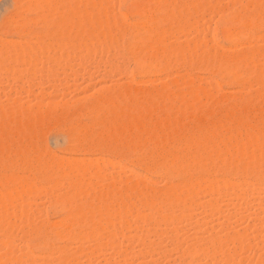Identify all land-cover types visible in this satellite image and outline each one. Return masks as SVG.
<instances>
[{
    "label": "bare ground",
    "instance_id": "1",
    "mask_svg": "<svg viewBox=\"0 0 264 264\" xmlns=\"http://www.w3.org/2000/svg\"><path fill=\"white\" fill-rule=\"evenodd\" d=\"M28 1L29 10L32 9L37 12V15H39L38 18H35L36 20L30 19V21L18 18L20 21H14V24L11 23L13 25L11 26L12 30H10L17 35L25 33L24 35L26 38L29 37L30 40L27 39L29 42L26 43L23 39V43L20 41L22 44H15L16 41L13 39L9 40L11 42L13 41V43H7V40H5L6 38L2 40L0 37V39L4 41L3 43H0V73L6 72L8 74H14L16 71L13 70L15 69L13 66L15 64H20L25 67H22L24 70L23 73H25V71L27 72L25 75L35 78L34 75H38V69L41 68L40 72L42 69L44 70V68L49 69L48 66L44 68L41 66L38 67L44 60H47L46 62L50 61V64L49 62L47 63L50 66L55 64L56 67H60L59 71L60 69H72L70 64H74L71 62H75V60L80 64L84 57L91 58V56L96 57L97 54H101V56L105 55L103 57L106 58V55H113L114 52L122 49L119 48V44L121 41L123 42V40H128L126 39V37H128L131 40H128L130 41L129 44L136 43L133 44L134 47H131L132 44L129 45L130 48H132L131 50L134 48L136 49L135 46L139 47V49L135 50L136 52L133 51L132 54L131 52L129 53L133 56L136 65L134 69L127 72L130 79L134 74L144 76L186 66L189 70H195L197 68L209 70L208 72L211 71L213 74L215 73L218 77V81L215 85L217 89L220 88L219 86H221V84L243 86V84L251 80L257 82L259 86L263 85L262 87H264V35L261 36L263 32L260 36L258 35L259 33L257 34L258 37L263 40V44H259L260 46L256 44L257 48H255V43H252L257 31L256 28H258V31L260 28V30H262V28L264 30V24L262 23V20H264V0H248V3L246 2L248 5L245 6V4L244 7H248L250 13L248 15L246 14L247 16L245 18L239 17L240 19H238L237 23L241 27V30L235 29L227 22H223V25L221 26L220 33L222 34V37L225 38V41L227 40V42L232 45L238 44V47H240L239 51L248 54H243L239 57H236L235 53L233 54V52H230L231 48L228 52L226 50L227 48L224 49L223 47V49L228 52L226 55L222 52H216L218 49L217 47L221 46H218L216 43L218 36V31L216 29L210 31L208 27L205 28V25H202L203 23L197 25H195V23L194 27L190 25L193 22V19H196L194 17L199 11L211 9L209 6L213 5L212 2L215 3L217 8L221 5L220 0H188V3L183 0L185 1V4L180 2V0L179 2L182 4H179L176 0H154L157 4L153 3L152 0H133L130 8L131 14L139 19H148V21L147 24L142 27H133V24L130 26L128 24L129 28L126 27V24L124 26V23H127V18L119 12V9H115V2H112L114 6L109 5L108 0H56L54 2L52 0L51 2H46L47 0H37L34 1V3L30 2L32 0ZM145 2L153 3L154 6L156 4V10L152 11L151 9V11H148L147 8H144L146 5ZM224 6L226 7L227 5ZM224 6L220 7L224 8ZM60 8H62L61 11H59ZM21 9L22 8L19 10ZM110 10L113 11L112 15L109 13ZM112 11L110 12L112 13ZM218 11L220 12L222 10ZM154 13L157 15L159 13L160 18H158L159 15H156L153 18ZM191 19L192 21L190 22ZM30 22L37 23L39 26L41 25L40 27H44L42 28L43 33H41V30L38 31L39 33L35 31L30 32L28 30L31 25ZM30 28H32V25ZM190 32L193 33L192 35L194 38H192L194 39V42H191L192 45L190 44L188 47L180 48L179 45V47H177V45L175 46L173 43H170L172 40L169 42V39L173 37L172 35H175L174 38H176V35L183 36ZM224 38L222 39L224 40ZM259 38L257 39L260 41ZM206 39L211 40L210 42L215 44V50L213 49L215 52L210 51L214 47L208 50L210 47L209 45H207V49H203V47L205 48L206 46H203L205 41L207 44ZM18 41L19 40H17V42ZM250 41L251 43H249ZM223 49L220 48L222 51ZM59 53H64L66 57L59 58L58 56L64 57L63 54L58 55ZM216 53L219 54L216 55ZM98 55L97 57L100 58ZM119 55H121V53ZM95 57L92 58L94 59ZM215 57H217V59ZM108 58L109 57H107V60L109 61L110 58ZM214 59H216V63L220 62L215 65L213 61ZM51 61L55 63L52 64ZM115 61L118 60L115 58ZM105 62H107L106 59ZM113 62L111 61L110 63L113 64ZM43 63H41V65ZM108 63L109 62H107V64ZM116 65L117 62L115 66ZM50 68L52 69L53 66ZM20 69L19 71L18 69H15L19 72V75L22 70ZM18 72H16V76L18 75ZM20 78V76L16 77V79ZM133 79L135 78H132V81ZM5 81L1 80V82L7 84ZM138 82L140 83V81ZM138 82L135 84L139 85ZM194 82L195 81H190L187 83L189 90L186 95L179 93L177 90L176 87L178 86V82L164 85V87L161 86L160 89L158 88L154 91L144 90L132 93L99 91L97 93L98 97L96 96L97 98H94L97 100L96 102L94 101L95 104L93 103V106H90V109L87 108L88 111H86L87 109L85 110L86 117L90 118V120L92 119V122H90V120L88 121V125H86L87 123L81 125L82 122L80 121L81 124L78 122L84 114L82 111L78 110L73 112H68L69 110H67L64 114L58 117H50L48 115H36V110L42 109V105L39 102L35 103L30 108H17L14 104L8 105L7 107L0 105V168L5 167V169H16L15 174L12 173L13 169H9V174L13 175L8 177H4L6 171L2 173V169H0V173L4 174H0V221L5 224L4 226L2 222H0V224L4 226L2 227L0 225L2 227L0 228V235H5L6 238L9 236V238L12 239L10 240L7 238V241L4 239L6 242L3 240V242L0 241V248H4L5 250L3 254L0 255V264H49L47 260L52 257L50 254L54 251L59 254L57 257L60 259H57L58 264H75L74 257L77 255L78 251L75 252L74 250H79L80 248H72L73 250L70 249L71 251H69L70 246L68 247V243H75L80 247L86 245L89 241H93V239L96 240L97 238H101L102 241V238H104L106 244H104V242L103 245L102 243L96 244L94 247L96 251L100 250V247H106L107 249L110 248V250L115 251L116 247L121 246L118 243L119 241L117 242V237L121 235L120 237H124L122 240H126L125 238L129 236L128 233H130L129 231H131V229H135L136 231H134L138 234L135 236H129L128 240H134V242L144 245L146 248L144 253L138 252L136 254L141 256L142 259V255H151L156 252L155 248L157 246H155V243L157 241L152 243L148 241L149 239L147 240L150 236H147L151 234L152 236L156 235L155 237H157L161 233L162 236H165L168 228L166 227L167 229L163 231L160 227L161 224H164L163 226H172V229L169 228L168 231H171V233L172 231L176 232L177 228L173 227L175 226V223L177 221L180 223L184 219H190V216L193 215L192 213L195 212V204L197 205L200 203L198 205L203 206V208L198 205L196 207L197 209L198 207L204 209L202 210L203 213L198 210V212H200L199 215H205V217L203 216L204 220H206L205 218H210V216H212L211 223L213 222L214 217L217 218L222 213L224 215V209L222 208V210L220 208L219 203L223 204V202H229L233 199H235V201L236 199L237 201H241L239 205H234V203L232 204L230 202L233 207H237V210L240 209L238 212L241 214L243 213L242 210H244V207L250 208V210L252 209V213H255L253 212V209L257 210V212L259 210L264 211L263 205L260 208L259 206L261 205L256 204L255 206L249 202L250 200H255V198H257L256 194L258 192L259 194L264 193V107L261 104L262 108L258 106L259 101H257V104L255 102L253 105L256 104L257 107H260L262 110H259V108H256L257 110H255L248 98L245 100L242 98V101L240 100L241 103L238 102L239 100L235 102V104H241L242 106L238 108L236 107L235 109L237 110L232 107L231 109L232 111L234 110V112H230L221 108L224 101L222 97L217 98L210 103L205 102L206 104L201 107H196L194 106V103L201 97V95L203 96L205 94V91H203V88L200 89V85ZM131 83L135 86L133 82ZM187 121H196L197 123H192H194L193 126L197 127L198 125V127L195 129V127L193 128V126H190L193 130H190L189 128L187 129L185 127L187 126ZM58 122L63 123L71 131L74 130L79 132L77 134H81L82 136V139H79L81 142L78 143V139L76 138L77 135H74L76 140L72 142L74 145L70 144L71 151L75 152L81 148L84 150H89L91 148L96 150L102 149V151L103 149H109L108 151L111 150L113 153L116 152L119 154L117 155L118 158H121V161L125 163L130 164L136 162L135 164L142 166L147 173L149 172L153 176L166 177L165 180L168 181L167 184L165 183L166 186L164 185L165 187H162V190L157 189L158 191L154 190L155 188H148V186H142L141 188V185L139 186L138 183L140 181L139 178L142 179L145 177L139 175L136 176L135 173V175H133L135 177L131 176V179L133 178L131 182L126 183L125 186L123 185L124 187H119L115 184L118 183L120 176L119 178L118 176L116 178L115 176L110 177V175H106L108 173L104 172L105 170H100V168L105 169L108 166H112L113 168L115 167L117 171H123L125 167L118 163L115 164L117 161L112 163L108 160H105V162H102L101 160V162L99 161L100 163L95 164L93 161V166L88 169L81 164L83 163L80 162L82 160L67 159L68 156L65 160L61 158L63 156L59 157L54 154H48L46 148H44L40 142V145H37L38 143L35 144V142L39 141V134L44 127L49 124L51 125L52 123L56 125ZM44 131L45 130L42 132ZM24 141L28 142L25 144ZM76 141L78 144H76ZM144 145H147V148L151 145L153 151H150L151 148H149V151L152 153L148 151V156L145 157V154L144 157L140 158L147 149ZM140 147H142L141 149H143L144 152L141 149L136 150ZM135 150L136 153L134 152ZM5 151H10V153L8 152L7 154ZM138 151L143 152H141L142 155H138V159L137 156H135L136 159L131 156L133 153L138 154ZM13 152L18 158L12 154ZM3 153L7 154L8 158L14 155V158L11 157L12 159H5L4 156L2 157ZM29 153L33 154L32 156L35 155L37 159L39 158L40 162L38 161L39 163H37V165L32 164V162H34L33 160L32 162L29 160ZM145 153H147V151ZM9 154L12 155L9 156ZM15 159H19L18 161L20 163H17ZM17 166L19 168H17ZM26 173H30V176ZM132 173L129 174L131 175ZM201 175L204 177H201ZM215 176H220V179L215 178ZM59 178L68 180V187H71V191L74 190V193L71 195L67 194L68 199L65 198L66 201L59 202L57 198L55 199L57 202H54L55 206L53 208L58 214L61 213L63 215V218L62 215L61 217H58L60 221L58 220L57 223H52L53 225L50 226V224L48 225L45 223V220H47L45 219L44 224L39 227L35 226L36 224H33L34 226L30 225V222L28 223L29 225L27 224V231L21 228L23 225H17V227H20L17 228L13 222L8 221L9 219L6 217L8 213L6 212V214L4 212L7 211V209L14 210L17 205L15 203L16 200L25 196L36 195L42 191V187L40 186V183L42 182L47 183L48 186L55 187ZM241 178L245 179L244 185L252 186V189H242L240 187L241 183H239ZM105 179H108L110 182L108 181V184L106 182L107 185H103L105 186L104 189L101 188L102 190L100 191V188H95V184L98 183V181L101 180L102 182V180L104 181ZM3 180H7V182L11 181V184L8 182L10 187H8V185L4 187L1 184ZM144 180L145 179L142 181ZM7 182H5V184ZM12 182L13 186H11ZM53 184L55 186H53ZM97 190H99L101 194L97 193ZM87 192L88 196H85L87 195ZM95 192L98 196L96 194V196H93V193ZM52 193H54V191ZM89 193L92 196H90ZM200 195L208 196V198L211 199L205 203V205L203 201V204L201 205V202L199 201L200 197L198 198ZM133 196L137 197H135L136 200L134 201L138 202L136 204L138 206H135V202L134 204L131 202L133 199L130 198ZM196 198H198L197 203H195ZM260 198L263 197L261 196ZM51 204H53V201ZM115 204H117V207H115ZM259 204L262 203L259 201ZM145 209L149 212L147 210L148 213L145 212ZM176 209L179 210L174 215L173 212H175ZM179 211H183L185 214L179 213L181 216L179 214L176 216ZM25 212L27 211H24V214ZM238 212L235 213L234 210L233 214L236 216L231 215L230 212L228 214L234 218L239 216L238 220H242L243 223L245 215H238ZM225 213H227V211ZM30 214L27 216L28 219L30 218ZM227 216L225 218H227ZM11 218L13 217L11 216ZM234 218L233 220L237 222L238 220ZM255 218L257 217L252 218L254 223ZM260 219L263 220V216ZM260 219L257 218L256 220H259L260 222ZM207 220L209 222V219ZM225 220V225L227 223L229 227L230 222H227V219ZM135 221H139V224L142 222L145 226L138 227L139 225L136 224L138 225L136 227L134 226L136 223ZM21 222H23V220H21ZM119 222L120 225H123L120 226L121 229L124 227L123 229L128 231V233L122 230L123 234L121 233L119 235V229H115V224L118 226ZM194 222H196V227H202L204 225L201 223V220L200 222H197V219H194ZM232 222L233 221H231V223ZM150 224H156L155 226L158 228H155L153 225L149 227ZM190 224L188 226H190ZM201 224L202 226H200ZM212 224L213 225L211 226L217 225L215 223ZM147 225L148 227H146ZM220 225L223 226L224 224L221 223ZM258 225L257 223H252L248 228L249 232L251 233L252 230H255L256 232L258 229L257 227H260ZM227 229L226 232L228 231ZM244 230L246 232L247 228ZM258 230L260 231V228ZM206 231L202 232L206 233ZM212 231L214 230L211 228L209 232ZM224 231L222 230V232ZM20 232L23 235L26 234L27 237L25 238L26 240H24V238L22 239L24 241L22 247L24 250L26 249L24 254L25 257L23 258L14 256L12 252L18 245L15 244L18 240L16 241L14 238L18 237L16 234H19ZM175 232L174 234L172 233V236L167 232V235H169L168 238L171 236L170 238L172 239L169 240L172 241L171 243L173 246L176 250L182 249L180 250V252L182 251V254L180 255H182L185 260L189 259L190 264H195L193 259L196 261L199 260V258L204 259L205 261L209 260V262H212L211 264H215L217 261L219 262V260L226 264V261H228L232 253L234 255H238L240 252L244 253L245 251V253H247L251 250L253 244L256 243L257 240V238L255 239V237L248 235L249 232L244 233L243 230L240 233H234L232 231H230L232 233L225 232L226 235L223 237H212L209 233L211 236L210 239H208V243L206 242L208 245L205 243L206 246L205 244H203V246L200 244L202 239L189 236L191 237L189 240L191 241L190 243L188 241L189 237L187 236L186 241L190 244H187V247L186 244H184V247H186L184 248L181 243V238L179 240V237H177L176 234L177 232ZM251 234L254 235L255 233ZM23 235H21V237H23ZM56 240L60 242L67 241L68 243L66 242V245L68 249L62 244V247H60ZM53 241L56 242L57 246ZM225 244L228 246L231 244L232 252L228 251V249L226 250L231 253H225L223 251V246ZM122 247L125 249L124 246ZM255 247L258 246L254 244V248ZM94 248L92 250H95ZM34 250H38L39 253V250H41L42 258L38 257L40 256L39 254H37L38 256H36V254L34 255ZM96 251L93 252L96 253ZM91 252H89V254H91ZM177 252L179 253V251ZM95 253L92 254L95 255ZM92 254L90 256H93ZM126 255H128V253H126ZM126 255L123 254L125 259H127L126 257H129ZM249 255H252V253ZM63 256L68 258V260ZM95 256L97 257L99 255ZM112 256L113 252L111 257ZM87 257L88 256H86V258ZM246 257L251 263L252 256ZM39 258H41L40 261ZM124 258L120 260L124 261ZM42 259L44 260L42 261ZM179 259L180 258H178V260ZM184 259H182V262L185 264L186 261ZM116 260L113 261L116 262ZM120 260L118 259L117 263H121ZM207 262L208 261L204 264ZM218 262L216 264H218ZM220 262L219 264L222 263ZM124 263H126V261H124ZM179 264H181V262Z\"/></svg>",
    "mask_w": 264,
    "mask_h": 264
},
{
    "label": "rangeland",
    "instance_id": "2",
    "mask_svg": "<svg viewBox=\"0 0 264 264\" xmlns=\"http://www.w3.org/2000/svg\"><path fill=\"white\" fill-rule=\"evenodd\" d=\"M24 1H26V0H0V37H1V39L3 40V39H5V40H7V43L8 42H10V43H13V41L11 42V41H9V40H15L16 41V43H15V41H14V43L15 44H22L23 42V39H24V42H29V41H27V39H29L30 40V38L28 37V38H26V36L24 35V34H15L13 31H11L12 30V28H11V26L14 24L13 22L14 21H20V19H25L26 21L27 20H29L30 21V19L31 20H34L35 18L37 19L38 18V16L39 15H37V12H35L34 10H32V9H30L29 10V1L27 0L26 2H24ZM34 1H37V0H32V1H30V2H32V3H34ZM40 1H42V0H40ZM46 1V0H45ZM45 1H43V2H45ZM51 2V0H47L46 2ZM53 2L54 1H56V0H52ZM150 1V0H149ZM153 1V3H156V2H154V0H152ZM151 1V2H152ZM156 1V0H155ZM185 1H187V3L190 1H188V0H185ZM185 1H183V0H180V2H182L183 4H185L184 2ZM221 1V7H223L224 5H227L226 7H228V8H226L225 6H224V8H221L220 6H218L217 8H216V6H215V3H213L212 2V4H210V5H212V6H209V7H211V9H207V10H202V11H199L196 15H195V17L194 18H196V19H193V22L190 24V25H192L193 27H194V24L195 25H197V24H201V23H203L202 25H205V28H207L208 27V29L210 30V31H212L213 29H216L217 31H218V36H217V45L218 46H220V47H217L218 49H217V51L216 52H222L224 55H226V53L228 54V52L230 51V52H233V54L235 53V55H236V57L238 56H242L243 54H247V53H245V52H241V51H239L240 50V47H238L239 45L238 44H234V45H232L231 43H228L227 42V40L225 41V38L224 37H222V34L220 33V29H221V26L223 25V22H227V23H230L231 24V26L232 27H234L235 29H237V30H241V27L238 25V23H237V21H238V19H240L239 17H242V18H245L250 12V10L248 9V7H244V5L246 4V2L248 1V0H220ZM220 1H218V2H220ZM251 1V0H250ZM45 2V3H46ZM70 2V1H69ZM68 2V3H69ZM108 2H109V5H113V3L112 2H115L114 3V5L116 6V8L115 9H119V12L122 14V15H124L126 18H127V20H126V22L127 23H124V26H125V24H126V27H128V24H129V26L131 25V24H133L132 26L134 27H136V26H138V27H142V26H144V25H146L147 24V21H148V19L147 20H145V18H137L136 16H133L132 14H131V11H130V8H131V6H132V3H133V0H108ZM176 2H179V0H176ZM179 2V4H182V3H180ZM112 3V4H111ZM146 3V2H145ZM153 3H150V2H147L146 3V5L144 6V8H147V10L148 11H151V9H152V11H154V10H156V4H155V6H154V4ZM248 3V2H247ZM41 4H42V2H41ZM44 4V3H43ZM28 5V6H27ZM113 5V6H114ZM223 5V6H222ZM248 4H246L245 6H247ZM24 7V9H23V7ZM215 6V7H214ZM27 7V8H26ZM155 7V8H154ZM213 7V8H212ZM20 8H22L21 10H19ZM150 8V9H149ZM154 8V9H153ZM246 8V9H245ZM15 9H16V11H15ZM27 9V10H26ZM61 9L62 8H60V10L59 11H61ZM243 9V10H242ZM244 9H245V11H244ZM146 10V11H147ZM218 10H222V11H218ZM249 10V11H248ZM31 11V12H30ZM110 11H112V10H110ZM109 11V13L112 15L113 14V11H112V13ZM224 11H226V12H224ZM248 11V12H247ZM115 12V11H114ZM34 13H36V14H34ZM224 13V14H223ZM18 14V15H17ZM57 14H58V12H57ZM223 14V15H222ZM247 14V15H246ZM157 14L156 13H154V16H153V18L156 16ZM159 15V16H158ZM158 18H160V14L158 13ZM201 15V16H200ZM244 15V16H243ZM17 16V17H16ZM20 16V17H19ZM27 16H29V17H27ZM236 16V17H235ZM11 19H10V18ZM31 17V18H30ZM228 17V18H227ZM17 18V19H16ZM18 18H20V19H18ZM157 18V17H156ZM156 18H155V20H156ZM198 18H199V20H198ZM201 18H202V20H201ZM205 18V19H204ZM8 19V20H7ZM14 19V20H13ZM35 19V20H36ZM24 20V21H25ZM192 21V19L190 20V22ZM233 21H235V22H233ZM22 22V21H21ZM11 23H13V24H11ZM23 23V22H22ZM262 23L264 24V20H262ZM4 24V25H3ZM21 24V23H20ZM28 24V23H27ZM30 24L32 25V28H30V26H29V31L30 32H38V31H40L41 30V33H43L42 31H43V29L42 28H44V27H40L37 23L35 24V23H31L30 22ZM33 24H35V25H37V26H35V25H33ZM23 25V24H22ZM34 26V27H33ZM129 28V27H128ZM211 28V29H210ZM11 29V30H10ZM261 29V28H260ZM259 29V31H261V32H259L258 31V28H256V30L258 31H256V34H255V38L257 39V38H259L258 37V35L260 36L261 35V33H262V35L261 36H263L264 35V30H263V28H262V30H260ZM142 30V29H141ZM39 33V32H38ZM259 33V34H258ZM193 33L192 32H190V33H188V34H186V35H183V36H177L176 35V38H174L175 37V35H172L173 37H169L170 39H169V42L170 43H173L175 46L177 45V47H179L180 46V48H184V47H188V46H190V44L192 45V43L194 42V36L192 35ZM258 34V35H257ZM23 35V36H22ZM256 35H257V37H256ZM26 39H25V38ZM178 37V38H177ZM193 37V38H192ZM222 38H224V40L222 39ZM254 38V40L252 41V43L254 42L255 44H254V47L255 48H257V45L256 44H260V45H262L263 44V40H261V38H259L260 39V41L257 39V41H256V39ZM0 39V43H3L4 41H2ZM126 39H128V40H130V38H128V37H126ZM17 40H19L18 42H17ZM128 40H123V42L121 41L120 42V47L119 48H122V49H120V50H118L117 52H114L113 53V55L111 54L110 56L109 55H106L107 57H109L108 59H109V61L107 60V57L106 58H104L103 56H105V55H102L101 56V54L100 55H98L100 58H98L97 57V55H96V57L95 56H91V58H88V57H84L83 58V60L80 62V64L78 63V61L77 60H75V62H71V63H74V64H70V67L72 66V69H60V71H59V68L60 67H56L55 66V62H53V61H51V63L52 64H54V65H51V66H53V68L51 69L50 67V61H48L49 62V64H47L48 62H46L47 60H44V61H42L41 63H43L42 65H41V63H40V65L38 66V67H46V66H48L49 67V69L47 68V69H45L44 68V70L42 69V71L40 72V69H38L39 70V72H38V75L36 74V76L34 75V77L35 78H31V77H29L28 75H25L27 72L25 71V73H23L24 72V70L22 69V67H24L23 65H14L13 66V68H15V69H18V71H19V69L21 70L20 72L21 73H23V74H21L20 73V75H19V72L17 71V70H15V69H13L14 71H16V72H18V75L16 76V72H14V74L12 73H10V74H8V73H6V72H4V73H0V105H3L4 107L6 106H8V105H12V104H14L17 108H21V107H27V108H30V107H32V105H34L35 103H40L41 105H42V109H40V110H36V115L37 116H41V115H48V116H50V117H52V116H56V117H58V116H60V115H62V114H64L67 110H69L68 112H73V111H75V110H78V111H82L84 114L81 116V118L78 120V122H82V124H81V122H80V124L81 125H85L86 123V125H88V121L90 120V118H87L86 116V111H88V109H90L91 107L90 106H93L92 104L94 103V101L96 102L97 100H95L98 96V92L99 91H108V92H111V91H120L121 93H123V92H126V93H132V92H135V91H154L155 89L157 90L158 88L160 89V87L162 86V87H164V85H170V84H172L173 82H178V86L176 87L177 88V90L179 91V93H181V94H183V95H186V93H187V91L189 90L188 89V86H187V83L188 82H190V81H195L194 83H197V84H199V85H197V86H199L200 87V89H204L203 91H205V94L202 96L201 95V97L199 98V99H197L196 100V102L194 103V106H196V107H201L202 105H204V104H206L207 102L208 103H210L211 101H214L215 99H217V98H223V103H222V109L224 108V109H226V110H228V111H230V112H234V110L232 111V107H234V109L237 107H241L242 105L240 104V105H238L237 103V105L235 104V102H237L238 100V102H240V100L242 101V98H244L243 100H245V99H247L248 98V100H249V102L250 103H252V105L256 102V104H257V101H259V103H258V106H260L261 108H262V106L264 107V87H262V86H259V84L257 83V82H255V81H249V82H246L245 84H243V86L242 85H239V86H237V85H227V84H221V86H219L220 88L219 89H217L216 87H215V85H216V82L218 81V77H217V75L214 73L213 74V72H208L209 70H203V69H193V70H189L188 68H186V66H181V67H177L175 70L174 69H172V70H167V71H163V72H159V73H157V74H147V75H142V76H138V75H133V76H131V79H130V77L127 75L128 73V71L129 70H132V69H134L135 67H136V65H135V61L133 60V56L131 55L132 53H133V51L134 52H136L135 50H137V49H139V47L138 46H135L136 47V49L134 48L133 50H131L132 48H130V44H132V46L131 47H134V43H130L129 44V42L131 41H128ZM175 41V43H174V41ZM191 40H193V41H191ZM207 40V44H206V41L204 42V45L203 46H205V48L203 47V49L205 50V49H207L208 48V46L207 45H209L210 47H209V49L208 50H210V48H212V47H214V48H212V50H210V51H214L215 50V44L212 42H210L211 40H208V39H206ZM22 43H21V42ZM262 41V42H261ZM6 42V41H5ZM192 42V43H191ZM226 42V43H225ZM126 43H128V44H126ZM249 43H251V41L249 42ZM126 44V45H125ZM136 44V43H135ZM231 46H230V45ZM125 45V46H124ZM179 45V46H178ZM227 45H229V46H227ZM237 45V46H236ZM251 45H253V44H251ZM259 45V46H260ZM226 46V47H225ZM55 47V46H54ZM223 47H224V49L225 48H227L226 50L228 51H225L224 49H223ZM220 48H222L223 49V51L222 50H220ZM231 48V49H230ZM214 49V50H213ZM230 49V50H229ZM122 50V51H121ZM121 51V52H120ZM145 51V50H144ZM239 51V52H238ZM121 53V55H119L120 53ZM131 52V54H129ZM215 52V51H214ZM241 52V53H240ZM117 53H119V54H117ZM218 53V54H219ZM238 53V54H237ZM61 54H63L64 55V53H61ZM60 53L58 54V55H61ZM127 54V55H126ZM217 53H216V55H218ZM222 54V55H223ZM62 55V56H63ZM130 56V58H129V56ZM229 55H230V53H229ZM248 55V54H247ZM59 58H65L66 56L64 55V57H61V56H58ZM92 57H95L94 59L92 58ZM217 57H219V56H217ZM217 57H215L216 59H217ZM115 58H116V60H118V61H115ZM90 59H92V60H90ZM98 59V60H97ZM105 59H106V61L107 62H109L108 64H107V62H105ZM112 59H114V60H112ZM216 59H214L213 61H214V63H215V65L216 64H218V63H216L215 62V60ZM62 60V59H61ZM94 60V61H93ZM100 60V61H99ZM103 60H104V62H103ZM219 60V59H218ZM113 62V61H115V62H113V64H111L110 62ZM46 62V63H45ZM116 62H117V65L115 66V64H116ZM115 63V64H114ZM47 64V65H46ZM114 65V66H113ZM185 67V68H184ZM25 68V67H24ZM54 68H57V69H54ZM185 70H184V69ZM61 70H63V71H61ZM67 71V72H66ZM192 71V72H191ZM252 71V70H251ZM6 75H7V77H6ZM10 75V76H9ZM12 75H14V76H12ZM21 77L20 79H16V77ZM23 76H24V78H23ZM4 77V78H3ZM6 78V79H5ZM10 78H12V79H10ZM27 78V79H26ZM132 78H135V79H133V81H132ZM211 79V80H210ZM1 80L2 81H5L7 84H5L4 82H1ZM134 80H136V81H134ZM138 81H140V83L138 82ZM182 81V82H181ZM131 82H133V84H135V83H139V85H136L135 84V86H133L132 85V83ZM251 82V83H250ZM253 82V83H252ZM258 84V85H257ZM177 91V92H178ZM97 96V97H96ZM96 97V98H95ZM225 97V98H224ZM95 98V99H94ZM94 99V100H93ZM139 101V100H138ZM136 102V101H135ZM206 102V103H205ZM241 103V102H240ZM95 104V103H94ZM253 105V107H254V109L255 110H257L256 108H259V110L261 109L260 107H257V105ZM262 106H261V105ZM11 107V106H10ZM67 108V109H66ZM88 108V109H87ZM81 109V110H80ZM84 111H83V110ZM87 109V110H86ZM264 109V108H263ZM86 110V111H85ZM225 110V111H226ZM235 110H237V109H235ZM262 110V109H261ZM263 115H264V113H263ZM85 117V118H84ZM89 117V116H88ZM92 120V119H91ZM90 120V122H92ZM84 122V123H83ZM192 122H194V123H197L196 121H187V123H186V125L188 126H185L187 129L189 128L190 130H193V128L195 127V129L198 127V125H197V127L196 126H193L194 125V123H192ZM91 124V123H90ZM50 125V124H49ZM48 125V126H49ZM55 124H51L49 127L48 126H46V127H44L42 130H41V132H40V137H38L39 138V141L38 142H35V144H37V145H40V143H41V145L44 147V148H46V150H47V152H48V154L50 153V154H54L55 156H59V157H61V156H63V157H61V158H63V159H65L67 156V159H70L71 158V160H82V161H80V162H83V163H81L82 165H84L86 168H90V167H92L93 166V161H94V164L95 163H100L101 162V160H102V162H105V160L107 161H110V162H112V163H114L115 161H117V162H115V164L116 163H118V164H120V165H122V166H124L125 167V169L122 171H117L116 170V168L114 167H112V166H108L107 168H100V170H105L104 172H106V173H108V174H106V175H110V177L111 176H115V178L118 176V178H119V176H120V178H119V180H118V183H116L117 182V179H116V186H119V187H124L125 186V184L126 183H128V182H131V180H133V178L131 179V176H133V175H135V173H136V176L137 175H139V176H141V177H145V178H142V179H140L139 178V186L142 188V186H144V187H147L148 186V188H155L154 190H162L166 185H165V183L167 184V180H165L166 179V177H162V176H153V175H151L149 172L147 173V171L142 167V166H140V165H137V164H135V163H125V162H123V161H121V158H118V156L117 155H119V154H117L116 152L115 153H113L111 150L110 151H108L107 149H103V151H102V149H100V150H96V149H89V150H87V149H83V148H81L80 150L78 149V150H76L75 152H73V151H71V146H70V144L71 145H74V143L72 144V142L74 141V140H76L75 139V136L74 135H77L76 136V138L78 139L77 141H78V143H80L81 141V134H77V133H79V132H76V131H74V130H69L63 123H61V122H58L55 126H54ZM190 126H193V128L191 129L190 128ZM51 127V128H50ZM57 127V128H56ZM60 127V128H59ZM49 128V129H48ZM64 128V129H63ZM63 129V130H62ZM98 129H100V128H98ZM43 130H45L44 132H42ZM65 130V131H64ZM96 131H98V130H96ZM42 134V135H41ZM68 136V137H67ZM79 137V138H78ZM80 139V140H79ZM38 140V139H37ZM77 141H76V144H78L77 143ZM25 142V141H24ZM23 142V143H24ZM26 142H28V141H26ZM26 142H25V144H26ZM40 142V143H39ZM145 146V145H144ZM143 146V147H144ZM70 147V148H69ZM146 148H147V145L145 146ZM144 147V148H145ZM149 148H151L152 146L151 145H149L148 146ZM142 147H140V148H137L136 150H140ZM145 148V149H146ZM149 148H147L146 150H145V152L147 151V153H145L144 151H143V149H141L142 151V153H143V155L141 154V152H137L138 154H130V153H132V152H130L129 154L132 156V157H134L135 159H136V157L135 156H137V159H138V155L140 156V155H142V156H140V158L141 157H144V155H145V157L146 156H148L149 155V153H148V151H149ZM136 150L134 151L135 153H136ZM115 151V150H114ZM150 151H153V148H151L150 149ZM149 151V152H150ZM8 152L10 153V151H5V153H7L8 154ZM52 152V153H51ZM96 152V153H95ZM108 152V153H107ZM112 152V153H111ZM76 153V154H75ZM150 153H152V152H150ZM7 154H2V157L4 156L5 157V159H12V158H14L13 156L15 155L14 154V152L12 153V154H14V155H12V154H9V156L10 155H12V156H10L9 158H8V155ZM33 154H31V153H29V160H31V162H32V160L34 161V162H32V164H34V165H37V163H39L40 162V160H39V158L37 159V157L34 155V156H32ZM80 155V156H79ZM116 155V156H115ZM17 155H15V157H16ZM31 156V157H30ZM75 158H74V157ZM12 157V158H11ZM35 157V158H34ZM120 157V156H119ZM16 158H18V157H16ZM32 158V159H31ZM105 158H107V159H105ZM111 158V159H110ZM87 159V160H86ZM110 159V160H109ZM134 159V160H135ZM16 161H17V163L19 162L18 160L19 159H15ZM36 160V161H35ZM66 160V159H65ZM89 160V161H88ZM111 160H113V161H111ZM13 161V160H12ZM15 161V162H16ZM39 161V162H38ZM88 161V162H87ZM100 161V162H99ZM35 162H36V164H35ZM20 163V162H19ZM134 164V165H133ZM20 166V165H19ZM17 168H19L18 166H17ZM95 168V167H94ZM130 168V169H129ZM0 169H2L1 171H2V173H4V171H6L5 172V175L4 174H2V173H0V174H2V175H4V177L6 176V177H8V176H11V175H13V174H15L16 173V169L14 170L13 168H6L5 169V167H2V168H0ZM9 169H13L12 171V173L13 174H9ZM96 169V168H95ZM8 171V172H7ZM130 171V172H129ZM132 173L131 175L129 174V173ZM8 173V174H7ZM21 174V173H20ZM26 174H29V176H30V173H26ZM25 174V175H26ZM204 176H206L205 174H203ZM203 175H201V177H204ZM133 177H135V176H133ZM215 178H217V179H220V176H215ZM62 178H59L58 179V181L56 182L57 183V185L55 186L54 184H53V186H55V187H52V186H48V184L47 183H45V182H42V183H40V186L42 187V191H40L39 193H37L36 195H31V196H25V197H23V198H21V199H18V200H16V206H15V211L12 209V210H8L7 209V211H5L4 213H6L7 214V218L9 219L8 221H10V222H13V224L17 227V225H23V226H21V228L24 230L25 229V231H27L28 229V227H27V224L28 223H30V225H33V224H36L35 226H37V227H39V226H42L43 224H44V220L45 219H47V220H45V223L46 224H50V226L51 225H53V224H55V223H57V221L59 220L58 219V217L60 216L61 217V213H59L58 214V212L53 208L54 206H55V204H54V202L56 203L57 202V200L59 201V202H62V201H66V199H68V196H67V194L68 195H71L72 193H74V190L73 191H71V187L69 186L68 187V180H64V178L61 180ZM143 179H145L144 181H142ZM244 178H241L240 179V181H239V183H241V188L242 189H248V188H250V189H252V186H247V185H244ZM7 182V180H3V182ZM66 181V182H65ZM108 179H105L104 181L102 180V182H101V180L100 181H98V183H96L95 184V188H97V189H99L100 188V191L102 190V189H104V187L105 186H103V185H107L108 184ZM146 181H150V182H146ZM1 183L4 187L6 186V185H8V187H10L9 185L11 184V181H8L6 184H5V182L4 183ZM105 182V183H104ZM106 182H107V184H106ZM110 182V181H109ZM55 183V184H56ZM98 185V186H97ZM101 185V186H100ZM124 185V186H123ZM165 185V186H164ZM240 185V184H239ZM1 186V185H0ZM11 186H13V182H12V185ZM45 186V187H44ZM100 186V187H99ZM52 187V188H51ZM69 188V189H67V188ZM163 187V188H162ZM44 188H45V190H44ZM102 188V189H101ZM157 190V191H158ZM249 190V189H248ZM54 191V193H52ZM88 191V190H87ZM98 192L97 193H100L101 194V192H99V190H97ZM89 192V191H88ZM88 192L86 193L87 195H85V196H88ZM92 193V192H91ZM96 192L95 193H93V196L96 194L97 196H98V194H97ZM90 194V193H89ZM99 194V195H100ZM261 194H263V195H261ZM95 195V196H96ZM55 196H57V197H55ZM67 196V197H66ZM90 196H92L91 194H90ZM204 195H200V196H198V198H199V201L201 202V205L204 203V205H205V203H207L211 198H208V196H204ZM256 196H257V198H258V200H257V198H255V200H254V204H253V200H250L249 202L252 204V205H255L256 206V204H258V205H261V206H259L260 208L262 207V205H263V210H264V193H260L259 194V192L256 194ZM255 196V197H256ZM259 196V197H258ZM263 197V198H260V197ZM63 197V198H62ZM84 197V196H83ZM134 197V196H133ZM130 198V199H133V201H131L133 204H134V202H135V206H138V205H136L138 202L137 201H134V200H136L135 199V197L134 198ZM57 198V200H55ZM61 198V199H60ZM66 198V199H65ZM137 198V197H136ZM198 198H196V202L195 203H197V201H198ZM202 198V199H201ZM260 198V199H259ZM262 199V200H261ZM52 201H53V204H51L52 203ZM204 201V202H203ZM259 201H260V203H262V204H259ZM203 202V203H202ZM227 202V203H226ZM233 204L234 203V205L236 204H240L241 203V201H237V199H236V201H235V199H233V200H231V201H225V202H223V204L222 203H219V206H220V208L224 211V215H223V213L219 216V217H214L213 218V222L212 223H215V224H217L216 226H211V225H213L212 223H211V220H212V216H210V218H205L206 220H204V217H205V215H199L200 214V212H198V210L199 211H201L202 213H203V211L202 210H204V209H202L203 208V206H199L198 204H200V203H198L197 205L199 206V207H202L201 209L198 207V209H197V205L195 204V207H194V210H195V212L194 213H192L193 215H191L190 216V219L188 218V220L187 219H184V220H182V222H180V220H179V222L180 223H178V221L175 223V226H173V227H176L177 228V237H179V240H180V238H181V243H182V246L184 247L185 245L184 244H186V247L191 243V241H189L190 240V238L192 237V238H200V239H202V241H201V243L200 244H205L206 242L208 243V239H210V236L212 235V237L214 236V237H223V236H225L226 235V233H232V232H234V233H240L242 230L244 231V233H248L249 232V226L253 223V224H255V223H257V225L258 224H260V222H261V224L260 225H258V226H260V227H257L258 229L260 228V231L257 229V231L256 232H258V233H256L255 232V230H250L251 231V233H255L254 235H256V236H254L253 234H251L250 232L248 233V235H251L252 237H255V239L257 238V240H256V243H254L256 246H258V247H255L254 248V244H253V247L251 248V250L250 251H248V252H251L252 253V255H249V254H251V253H241L240 252V254H236V255H234L233 253H232V255H230V258L228 259V261H226V264H264V219L262 220V219H260L262 216H263V218H264V213H261V212H264V211H262V210H259L258 212H257V210H254L253 209V212H255V213H252V209L250 210V208H246V207H244V210H242L243 211V213L241 214V213H239L238 211H240V209L239 210H237V207L235 208V207H233V205H231V203ZM239 202V203H238ZM255 202H257V203H255ZM19 206V207H18ZM67 206V205H66ZM134 206V207H135ZM226 206H228V207H226ZM115 207H117V204H115ZM137 208V207H136ZM235 208V209H234ZM10 209V208H9ZM231 209V210H230ZM147 209H145V212H147L146 211ZM179 209H176V211L175 212H173L174 213V215H175V213L178 211ZM193 210V211H194ZM227 211V213H225L226 211ZM234 210H235V213L236 212H238L239 214L238 215H245V218H244V220H243V223H242V220H238V217L239 216H237V217H233V216H236V215H234L233 214V212H234ZM249 210H250V213H249ZM24 211H27V212H25V214H24ZM50 211V212H49ZM41 212H43V213H41ZM149 212V211H148ZM147 212V213H148ZM231 213V215H233V216H231V215H229L228 213ZM257 212V213H256ZM31 213V214H30ZM51 213V214H50ZM182 214L183 213V211H179L177 214H176V216L178 215V214ZM246 213V214H245ZM5 214V215H6ZM23 214H24V219H23ZM30 214V218L28 219L27 218V216ZM43 214V215H42ZM179 214V215H180ZM183 214H185V212L183 213ZM20 215H21V217H20ZM228 215V216H227ZM9 216V217H8ZM11 216L13 217V218H11ZM44 218H43V217ZM181 216V215H180ZM184 216V215H183ZM204 216V217H203ZM221 216H222V219H221ZM227 216V218H225ZM247 216V217H246ZM248 216H249V218H248ZM253 216V217H252ZM179 217V216H178ZM192 217V218H191ZM229 217V218H228ZM254 217H257V218H259L260 219V222H259V220H256L257 218H255V223L253 222V219L252 218H254ZM20 218V219H19ZM27 218V219H26ZM62 218H63V215H62ZM202 218H203V220H204V222H207V223H204L203 222V220H202ZM232 218V219H231ZM233 218L234 219H237L238 221L237 222H235V220H233ZM243 218V217H242ZM179 219V218H178ZM192 219V220H191ZM194 219L196 220L197 219V222L199 221L200 222V220H201V223L202 224H204L203 226H205V227H203L202 226V224L200 225V226H202V227H199V226H197L196 227V225H195V223L196 222H194ZM207 219H209V222H210V224H209V222H208V220ZM215 219H216V222H215ZM221 219V220H220ZM225 219H227V222L229 221L230 223H229V227H228V225H227V223H226V225H225V222H226V220ZM240 219V218H239ZM247 219H248V223L250 224H248L247 223ZM18 220H19V222H18ZM21 220H23V222H24V220H25V222L23 223V222H21ZM27 220H28V222H27ZM190 220H191V222H190ZM222 220H223V222H222ZM60 221V220H59ZM231 221H233L232 223H231ZM0 222H2V221H0ZM17 222V223H16ZM21 222V223H20ZM136 222V221H135ZM134 222V223H135ZM138 222V223H137ZM135 224H134V226H138V227H141V226H145V225H143V223L141 222V224H139V221H137ZM191 224H190V223ZM239 222V223H238ZM26 223V224H25ZM53 223V224H52ZM118 223V222H117ZM187 223H189L190 224V226H188L189 224H187ZM224 224L223 226L222 225H220V224ZM236 223V224H235ZM246 223V224H245ZM2 224H3V222H2ZM25 224V225H24ZM41 224V225H40ZM136 224H138V225H136ZM177 224V225H176ZM195 225V226H193V225ZM214 224V225H215ZM240 224V225H239ZM243 224V225H242ZM245 224V225H244ZM1 225V224H0ZM4 226H5V224H3ZM29 225V224H28ZM122 225V224H121ZM120 225V222H119V225L117 226L116 224H115V229H119V235L122 233L123 234V231H125V229H123L124 227H122V229H121V226ZM153 224H150L149 225V227H151ZM156 224H154L153 226L155 227V228H158L157 226H155ZM164 224H161L160 225V227L163 229V231L164 230H166L167 228V232H169V234H171V236L174 234V232L172 231V233H171V231H168L169 230V228L170 229H172L171 227L172 226H163ZM192 225V226H191ZM248 225V226H247ZM2 226V225H1ZM0 226V228H2V227H4V226H2L1 227ZM25 226V227H24ZM34 226V225H33ZM123 226V225H122ZM158 226H159V224H158ZM245 226H247V227H245ZM24 227V228H23ZM119 227V228H118ZM146 227H148V225L146 226ZM159 227V228H160ZM167 227V228H166ZM207 227V228H206ZM209 227V228H208ZM217 227V228H216ZM17 228H20L19 226L17 227ZM160 228V229H161ZM165 228V229H164ZM176 228H174V229H176ZM197 228V229H196ZM201 228H202V230H201ZM205 228V229H204ZM213 229L214 231H212V232H209L210 231V229ZM221 228V229H220ZM228 228V229H227ZM247 228V230H246V232H245V230L244 229H246ZM160 229H158V230H160ZM162 229H161V231H162ZM196 229V230H195ZM216 229V230H215ZM224 229H225V231H224ZM226 229L228 230L227 232H226ZM116 230V231H117ZM123 230V231H122ZM133 230V231H132ZM135 229H131V231H129L130 233H128V231H125L126 233H128V235L129 236H135V235H137L138 233L137 232H135L134 231ZM207 230V231H206ZM222 230L224 231V232H222ZM120 231H122V232H120ZM202 231H206V233H204V232H202ZM230 231H232V232H230ZM117 232V233H118ZM166 232V231H165ZM167 232H166V234H165V236L163 235H158L157 237H155L156 235H148L147 237H149V238H147V240L148 241H150V242H152V243H154V242H156L155 243V246H157L156 248H155V251L156 252H154L153 254H148V255H142V259H141V256H138V255H136L138 252H142V253H144V250L146 249L145 248V246L144 245H141V244H137L136 242H134V240H128V237H126L125 239L126 240H122V239H124V237L122 238V237H120V236H118L117 237V242L119 243V245H121L120 247L118 246V247H116L115 249V251H117V252H115V251H112V250H110V248H106V247H100L99 249L100 250H98V251H96V249L94 248L95 247V245L96 244H98V243H102V245H103V242H104V244H106V240H104V238H102V241H101V238L100 239H96V240H94L93 239V241H89V242H87L86 243V245H82V246H78L77 244H73V243H68L67 241H62V242H60V241H57V240H59V239H57L56 241L58 242L57 244L58 245H60V247H62L61 246V244L62 245H64L65 247H67V245H68V247L70 246V248H69V251H71V250H73V249H75V248H80L79 250H74L75 252H77L78 251V253H77V255H75V257H74V261H75V264H121L122 262V264H179L180 262H181V264H184L183 262H182V259H184L183 257H182V255H180V254H182V251L180 252V250H182V249H178V250H176V248L173 246V244L171 243L172 241L171 240H169V239H172V238H168V236L169 235H167ZM208 232V233H207ZM226 232V233H225ZM135 233V234H134ZM211 235H210V234ZM20 234V235H19ZM19 234H16V235H18V237H16V238H14V240L16 239V241L18 240V242H16V241H14V242H16L15 244H18L17 246H16V248L15 249H13V255L14 256H17V257H25L24 256V254H25V251H26V249L24 250V248L22 247L23 246V244H24V241L22 240L23 238H24V240H26L25 238H27L26 237V234L25 235H23L21 232L19 233ZM175 234V235H176ZM258 234V235H257ZM21 235H23V237H21ZM167 235V236H166ZM50 236H51V234H50ZM189 237V236H191V237H189V239H188V241L190 242L189 244H188V241H186V237ZM258 236V237H257ZM261 236V237H260ZM20 237V238H19ZM119 237H120V239H119ZM161 237V238H160ZM7 238H9V236L7 237ZM7 238H6V236L4 235V236H2V235H0V241H4V242H6L7 241ZM52 238H53V236H52ZM51 238V239H52ZM131 238V237H130ZM129 238V239H130ZM185 238V239H184ZM251 238V237H250ZM259 238V239H258ZM4 239H6V241L4 240ZM10 239V238H9ZM254 239V240H255ZM10 240H12V239H10ZM23 241V243H22V241ZM53 240V239H52ZM2 241V242H3ZM9 241V240H8ZM169 241H170V243H169ZM182 241H184V242H182ZM259 241H261V242H259ZM63 242H65V243H63ZM68 244H67V243ZM122 244H121V243ZM203 242V243H202ZM253 242H255V241H253ZM21 243V244H20ZM53 243H55V245H56V242H54L53 241ZM206 243V244H207ZM67 244V245H66ZM124 244V245H123ZM157 244V245H156ZM188 244V245H187ZM206 244H205V246H206ZM78 247H77V246ZM208 245V244H207ZM226 245V244H225ZM224 245V246H225ZM57 246V245H56ZM63 246V247H64ZM122 246H124V248L125 249H123V247ZM173 246V247H172ZM204 246V245H203ZM224 246H223V251L225 252V253H227L228 251H231V248H232V246H231V244H229V246L228 245H226V249L224 248ZM1 247V246H0ZM68 247H67V249H68ZM182 247V248H183ZM186 247H184V248H186ZM229 247V248H228ZM73 248V249H72ZM95 249V250H92V249ZM97 248V247H96ZM118 248V249H117ZM121 248V249H120ZM71 249V250H70ZM103 249V250H102ZM123 249V250H122ZM225 249V250H224ZM228 249V251H226ZM230 249V250H229ZM253 249V250H252ZM91 250H92V252H91ZM124 252H122V251ZM5 250H4V248L2 249V248H0V255L1 254H3V252H4ZM35 251V253H34V255L36 254V256H38L37 254H39L40 256H38V257H41L42 258V253H41V250H39L40 251V253L38 252V250H34ZM33 251V252H34ZM36 251H37V253H36ZM80 251V252H79ZM93 251H96V253L95 252H93ZM110 251H112L113 252V258L111 257V255H112V252H110ZM177 251H179V253L177 252ZM54 252H55V255H54ZM54 252H52V254H50L51 256H49V257H51V258H49V260H47V262L49 263V264H58V260L57 259H59V258H57L58 256H59V254H57V252L56 251H54ZM89 252H91V254L93 253H95V255H99V256H95V255H93V256H90L91 254H89ZM98 252V253H97ZM115 252V253H114ZM232 252V251H231ZM231 252H228V253H231ZM71 253V252H70ZM119 255H118V254ZM121 253V254H120ZM126 253H128V255H126ZM56 254H57V256H56ZM72 254V253H71ZM70 254V255H71ZM123 254H125L126 256H129V257H126L127 259H125L124 257L125 256H123ZM140 254V253H139ZM246 254H248V255H246ZM69 255V254H68ZM170 255V256H169ZM66 256V255H65ZM65 256H63V257H65ZM86 256H88L87 258H86ZM138 256V257H137ZM246 256H252V259H251V263H250V260L249 259H247V257ZM56 257V258H55ZM67 257H69V256H67ZM118 257V258H117ZM120 257V258H119ZM233 257V258H232ZM235 257V258H234ZM41 258H39V261L41 260ZM66 258V257H65ZM109 258V259H108ZM120 260V259H125L124 261H126V263H124V261H122V260H120L121 261V263H117V260ZM137 258V259H136ZM178 258H180L179 260H178ZM67 260H68V258H66ZM70 259V258H69ZM198 259V258H197ZM44 259H42V261H43ZM60 260V259H59ZM112 262H111V261ZM113 260H116V262H114ZM178 260V261H177ZM181 260V261H180ZM185 260V259H184ZM204 259H200L199 258V260H196L195 261V259H193V262L195 263V264H198V263H202V264H204L206 261H208L207 263L208 264H211L212 262L210 261L209 262V260H204ZM246 260V261H245ZM107 261V262H106ZM119 261V262H120ZM186 262H185V264H190L189 262V259L187 260H185ZM187 261H188V263H187ZM110 262V263H109ZM192 262V263H193ZM218 262V261H217ZM216 262V263H217ZM219 262H220V260H219ZM219 262H218V264H219ZM222 262V261H221ZM220 262V263H221ZM206 263V264H207ZM215 263V264H216ZM223 264H224V262H222ZM221 263V264H222ZM40 264V263H39Z\"/></svg>",
    "mask_w": 264,
    "mask_h": 264
}]
</instances>
